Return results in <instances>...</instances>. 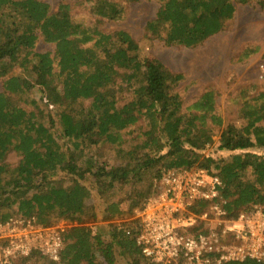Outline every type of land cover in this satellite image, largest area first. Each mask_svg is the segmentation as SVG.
Wrapping results in <instances>:
<instances>
[{"label": "trees", "instance_id": "16d2710c", "mask_svg": "<svg viewBox=\"0 0 264 264\" xmlns=\"http://www.w3.org/2000/svg\"><path fill=\"white\" fill-rule=\"evenodd\" d=\"M132 1L82 4L99 20L118 21L122 3ZM156 1L146 32L165 45L190 48L222 31L236 4L252 0ZM71 13L67 4L51 10L43 0H0V221L14 211L45 227L70 223L57 262L38 253L19 261L115 264L117 254L125 264H154L136 245L138 219L123 218L145 207L168 171L217 175L228 219L254 206L264 211V155L254 152H264V83L252 87L251 97L240 94L245 125L223 127L212 91L184 107L175 90L181 75L157 59H140L124 30L104 32ZM39 41L52 44L53 52L36 51ZM213 127H223L217 148L230 153L226 159L203 154ZM101 148L118 163L106 161ZM11 153L18 157L12 167L5 162ZM206 207L199 201L190 209ZM116 220L118 226L111 223Z\"/></svg>", "mask_w": 264, "mask_h": 264}, {"label": "built area", "instance_id": "2783aa9c", "mask_svg": "<svg viewBox=\"0 0 264 264\" xmlns=\"http://www.w3.org/2000/svg\"><path fill=\"white\" fill-rule=\"evenodd\" d=\"M221 187L220 178L204 169L164 173L158 193L137 212L135 240L142 257L154 264L264 262V211L254 206L228 219L219 201ZM199 201L207 207L192 212ZM64 229L21 216L0 221V264H15L32 253L57 262Z\"/></svg>", "mask_w": 264, "mask_h": 264}, {"label": "rangeland", "instance_id": "374dc122", "mask_svg": "<svg viewBox=\"0 0 264 264\" xmlns=\"http://www.w3.org/2000/svg\"><path fill=\"white\" fill-rule=\"evenodd\" d=\"M51 10L58 5L67 4L72 15L88 26H95L104 32L124 30L134 40L137 55L140 59H157L171 73L182 76L176 85L183 106H189L204 91L210 90L215 95L216 114L223 120V127L232 125L241 128L245 122L239 117L241 108L240 94L248 92L249 97L264 83V3L254 0L245 4H236L232 19L226 22L219 33L207 38L197 46L186 48L182 46L165 45L161 39L147 33L145 25L155 17L159 4L156 0H136L122 3L123 16L118 21H102L90 13L89 5H83V0H43ZM121 3V2H120ZM38 52H53L54 46L39 41L35 48ZM18 74L19 71L15 70ZM253 86L256 89L252 88ZM1 89V80H0ZM258 91V90H257ZM256 92V91H255ZM38 101V95L33 91L29 94ZM121 102L128 99L126 92L120 95ZM19 105L26 106L21 99L16 98ZM213 127V142L203 150V154L226 159L230 153L218 150V139L222 128ZM251 151V150H250ZM103 158L118 163L110 149L101 148ZM263 156L264 152L255 150ZM115 160V162H114ZM18 157L14 153L6 157V163L11 167L17 164ZM125 206V205H124ZM11 211L10 217H17ZM247 213V212H245ZM137 218V210L133 215L123 218L130 222ZM121 221H112L119 225ZM54 226L66 228L70 223L60 221ZM229 240L226 239L225 241ZM115 264H125L128 259L118 257ZM16 264H38L35 260L19 261Z\"/></svg>", "mask_w": 264, "mask_h": 264}]
</instances>
